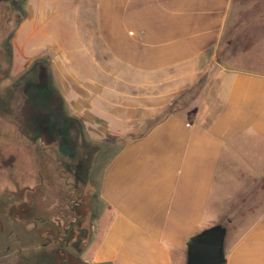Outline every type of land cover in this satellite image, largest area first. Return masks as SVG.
<instances>
[{
  "label": "crops",
  "instance_id": "obj_1",
  "mask_svg": "<svg viewBox=\"0 0 264 264\" xmlns=\"http://www.w3.org/2000/svg\"><path fill=\"white\" fill-rule=\"evenodd\" d=\"M234 5L24 0L12 75L44 64L67 114L103 147L100 233L84 264H186L191 237L250 202L252 223L225 242V256L264 264V73L240 54L234 64L221 57ZM28 41L36 51L22 49ZM29 251L62 264L41 244L9 250L0 264H34Z\"/></svg>",
  "mask_w": 264,
  "mask_h": 264
},
{
  "label": "rangeland",
  "instance_id": "obj_2",
  "mask_svg": "<svg viewBox=\"0 0 264 264\" xmlns=\"http://www.w3.org/2000/svg\"><path fill=\"white\" fill-rule=\"evenodd\" d=\"M23 13L24 1L0 0V199H10V205L15 206L11 215L6 210V215L1 216L6 207L0 203V255L22 247L30 250L42 244L43 229L57 230L56 225L36 229L33 222L27 224L29 220L33 221L34 212L37 217L59 219L64 222L63 226L70 228L73 208L79 204L82 214L76 220L72 243L77 240L78 233H87L86 240L78 246L82 253L78 255L81 257L78 264H84L83 253L92 247L100 233L98 222L104 206L99 202L96 187L104 159L102 152L97 155L90 182L86 173L76 177L74 166L79 164L85 151L80 148L76 123L65 118L58 96L50 88L45 65L38 64L31 76L19 84L21 75L17 78L12 75L16 73L12 70L15 55L12 40ZM231 18L221 57L224 55V61L234 64L240 54L239 61L245 67L264 73V0H235ZM34 43L28 41L22 49L32 53L38 47V42ZM9 50L11 56L7 58ZM14 84L17 87H13ZM54 85L56 87L55 81ZM209 86L208 94H214L216 87ZM26 188L31 191V202L28 203H32V212L22 204ZM250 203L236 207L234 211L238 216L225 223L229 235L227 244L251 225L248 219L255 208ZM209 208L207 219L211 217ZM51 252L53 256L57 254L55 250ZM70 252L76 257L74 250ZM29 256L34 264H40L38 251Z\"/></svg>",
  "mask_w": 264,
  "mask_h": 264
},
{
  "label": "flooded vegetation",
  "instance_id": "obj_3",
  "mask_svg": "<svg viewBox=\"0 0 264 264\" xmlns=\"http://www.w3.org/2000/svg\"><path fill=\"white\" fill-rule=\"evenodd\" d=\"M82 171H84V169L81 166L76 167V169H74L73 173L76 177L81 176L80 174L82 173ZM24 200H23V206L24 207H29V211H34L32 208V203L29 205L28 202H31V197H30V189H25L24 190ZM10 199L7 200H3L0 199V202H10ZM20 202V201H19ZM77 208H73V213H74V219L71 220L70 222V228H66L64 225V222H61L59 219L58 220H50L46 217H37L35 212H34V216L33 221L29 220L28 222H26L27 224L29 223H34L35 228L36 229H43V227L46 226H57V230L54 232H50V229L44 230L41 232V239L43 240L42 244L43 247L46 248H51L53 250H55L62 258V254H65L67 257V262L68 264L72 263L75 264V262H71L69 259L71 260H77V256L80 253V249L78 248L79 244L86 240V234L87 233H83L82 235H79L76 237V241L74 243H72L73 239H74V234L76 232L75 230V224H76V220L80 217L81 213V209H80V205L77 204L76 205ZM12 211H10L11 213ZM11 215V214H10ZM76 216V217H75ZM26 224V225H27ZM75 252V256H73V253H71L70 251ZM70 262V263H69ZM79 260H77L78 264Z\"/></svg>",
  "mask_w": 264,
  "mask_h": 264
},
{
  "label": "water",
  "instance_id": "obj_4",
  "mask_svg": "<svg viewBox=\"0 0 264 264\" xmlns=\"http://www.w3.org/2000/svg\"><path fill=\"white\" fill-rule=\"evenodd\" d=\"M226 236V226L215 225L191 237L187 244L186 264H227Z\"/></svg>",
  "mask_w": 264,
  "mask_h": 264
},
{
  "label": "trees",
  "instance_id": "obj_5",
  "mask_svg": "<svg viewBox=\"0 0 264 264\" xmlns=\"http://www.w3.org/2000/svg\"><path fill=\"white\" fill-rule=\"evenodd\" d=\"M11 56L10 54V50L6 52V57L9 58ZM38 62L34 63L30 68H28L21 76L20 79L18 80V84L26 81L31 74L33 73V71L36 69V67L38 66ZM45 72H46V76H47V80H49V84H50V88L52 89V91H54L55 95L58 96L57 99H59L60 102V106L63 110V112L65 113V118L68 120H72L76 123L77 127H78V131H79V135H80V148L83 149L85 151L83 157L79 160V164H76L74 166V168L76 169V167L81 166L84 171H82V173L80 174L82 177L83 175L86 173L88 174L87 178H89V173L90 171H92V167L94 166L95 161L97 160L96 157L98 154H100L101 152H103V147L99 146V145H95V144H90L87 139H86V135L84 133V129L83 126L81 125V123H79V121L75 118L70 117L67 114V111L65 109V104H64V100L60 94V92L58 91V89L55 87L54 85V80L53 77L50 73H48L47 69L45 68ZM13 87H17V85H13ZM43 145V143H42ZM62 179L59 178V181H61ZM88 182V179L86 181V183ZM60 184V183H58ZM2 207H6L5 208V212H1V216H5L6 215V210L8 211H12L10 214L13 213V211L15 210V206L10 205V202H0ZM9 205V206H8ZM0 216V217H1ZM71 262H75V264L77 263V260H71L69 259ZM62 264H68L67 262V257L65 254H62Z\"/></svg>",
  "mask_w": 264,
  "mask_h": 264
}]
</instances>
